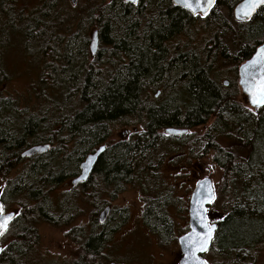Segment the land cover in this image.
<instances>
[{"label": "trees", "instance_id": "16d2710c", "mask_svg": "<svg viewBox=\"0 0 264 264\" xmlns=\"http://www.w3.org/2000/svg\"><path fill=\"white\" fill-rule=\"evenodd\" d=\"M242 1L217 0L211 13L201 19L175 7L172 0H142L137 6L122 0H77L73 7L69 0H0V35L11 41L18 26L27 18L32 21V27H22L24 49L27 53L36 49L42 61L45 55L41 82H47L53 93H65L64 105L53 103L49 110L47 103L45 109L47 115L54 111L60 118L49 119L45 114L43 121L30 112L26 120L15 117L13 100H0V110L9 117V122L6 117L0 119V179L5 180L0 197L6 210H18L0 240L2 244L11 239L3 246L0 264H30L39 241L38 224L61 227L71 223L72 217L50 216L48 193L77 177L80 162L105 144L113 130L132 124H141L144 131L109 148L81 185L83 192L95 188L97 180L116 187L130 182L131 172L143 167L165 128L208 127L201 142L205 153H217L214 161L223 173L218 200L224 216L210 254L231 260L228 264L248 258L257 263L264 251V109L258 116L244 111L236 102L238 89L230 81L226 87L213 75L220 61L221 65L236 64L238 74V68L264 44V7L250 22L234 21V26L222 13L223 8L233 12ZM204 19L215 33L209 46L190 50L189 43H174L179 36H189ZM73 29L77 35L84 34L85 45L89 31L99 32L101 50L88 65L80 64L72 52L76 35L63 49L66 33ZM229 34L232 46L224 40ZM61 51L66 52L63 57ZM160 89L167 96L161 103L151 98V92ZM42 92L39 97L48 101V91ZM73 102L81 109L64 115L63 108ZM222 138L240 148L235 149L238 154L223 149ZM47 144L52 146L47 155L22 157L27 149ZM27 162L22 175L6 182ZM93 196H98L95 191ZM162 212L157 203L148 215L153 229L168 233L170 226ZM93 222L90 238L84 227L72 230L75 242H81L80 259L74 264L102 260L109 233L96 217Z\"/></svg>", "mask_w": 264, "mask_h": 264}, {"label": "rangeland", "instance_id": "374dc122", "mask_svg": "<svg viewBox=\"0 0 264 264\" xmlns=\"http://www.w3.org/2000/svg\"><path fill=\"white\" fill-rule=\"evenodd\" d=\"M69 1L71 3L72 0ZM105 2L110 3L111 0H105ZM71 6L74 5L71 4ZM222 13L229 18L234 26L235 20L232 11L223 8ZM32 25V21L27 18L24 24L17 27L19 32H16V36L11 41L4 40L2 33L0 35V65L4 69V72L0 71V100L3 102L9 98L13 100L10 105L15 117L19 116L22 120H26L30 112L43 121L45 114L47 115L45 111L47 103H49V110L53 103L58 104V106L64 105L65 93L58 94L57 91L53 93L47 82H41L45 67L43 63L46 58L45 55L41 56L42 61L38 59L36 49L32 48L30 53L24 49L22 27H32ZM211 30L205 19L200 20L191 29L189 36H179L178 39L174 40V43L181 45L189 43L191 44L188 48L190 50L199 49L202 46L205 48L215 38V33ZM89 32L87 45L81 36L84 34L77 35L74 29L71 34L66 33L64 40L63 49L66 50V44L68 45L71 38L76 35L72 52L79 57L80 64L88 65L94 60L89 50L93 30ZM225 38L228 40L229 46H232V35L225 36L224 40ZM65 54V51H61L62 57ZM236 67V64L221 65V61L216 62L213 75L221 83L230 81L232 86L238 89L236 96L238 105L244 111L255 115L254 110L249 107L238 87ZM105 68L106 66H103V69ZM42 91H48L46 92L47 96L51 97L48 101L39 97L41 94L42 96L45 94ZM58 92L62 91L58 90ZM157 94H159L158 97ZM151 96L152 99L160 103L167 99L166 94L162 93V89L151 92ZM58 106L54 105L56 109ZM79 109L81 107H75L73 102V104H67L62 111H64V115H71ZM53 112L50 111L47 115L49 119L60 118L59 115H53ZM2 117H6L7 122H9V117L4 115L3 110H0V119ZM142 130L144 131V127L141 124L117 127L112 131L106 145L113 147L122 141L130 140L134 138V134L141 133ZM207 132L208 127H199L191 130L184 137L170 138L164 134V131H160L161 137L149 151L148 157H145L143 167L136 168L130 174V182H122L119 187L106 186L97 180L94 184L95 188H89L88 191L83 192L81 185L73 187L70 179L61 183L54 190H50L47 197L50 216L53 218L72 217V221L70 224L61 227L47 223L38 224L39 241L29 258L30 264H74L77 262L80 259L81 242H75L74 237H72L74 233L72 230L84 227L86 235H89L90 231L94 229L93 219L95 220V217L107 205L113 209L112 220L107 227L109 248L106 252L107 256L100 262L106 260L105 264L112 261L120 264H179L180 248L177 240L185 233L186 229L182 220L186 207V194L190 196L199 180L206 177L213 180L217 191V200L212 209L220 212L221 199L218 200V190L223 180V173L214 161L217 153L215 151L205 153V144L201 142V139L206 136ZM222 139L219 144L223 149L232 150L233 153L237 154L236 150H241L234 143L225 140V138ZM191 145L195 148L190 149ZM242 153L244 152L242 151ZM28 164L29 162L21 164L8 176L6 182L16 180L22 175V171ZM77 169L76 173L79 172V168ZM4 186L5 180L0 179V194ZM94 191L97 193V197H95L96 195L93 196ZM70 198L72 199L71 204H68L67 201ZM157 203L162 206V214L170 226L168 233H162L158 227L153 229L152 223L148 226L143 223L145 220H142V216L143 219L145 214L149 217L148 211ZM8 211L15 212L18 210L17 207H10ZM211 215L216 216L212 211ZM99 230H102L101 227ZM10 241L11 239H8L6 243H0V245L6 247ZM257 257L256 264H264V251ZM205 259L208 264H228L231 262L225 257H218L215 253H209ZM253 263V258L243 259L240 262V264Z\"/></svg>", "mask_w": 264, "mask_h": 264}, {"label": "water", "instance_id": "95a60500", "mask_svg": "<svg viewBox=\"0 0 264 264\" xmlns=\"http://www.w3.org/2000/svg\"><path fill=\"white\" fill-rule=\"evenodd\" d=\"M77 0H72L73 5H76ZM125 4L137 6L142 0H122ZM175 7L181 8L193 16L201 15L203 17L210 14L215 8V3H209V0H172ZM264 7V4H256L253 6V0H243L234 9V18L237 22L248 23L257 13ZM100 39L99 32L95 30L91 36L89 49L91 56L95 57L99 52ZM227 85V84H226ZM239 86L243 95L246 97L247 103L256 113L264 108V44L260 46L254 55L239 68ZM255 101V103H254ZM188 130H178L169 128L166 134L169 136H182L188 134ZM51 150L50 145L34 146L23 152V158H33L46 154ZM107 148L100 147L94 153L89 154L81 164V174L72 180L74 187L84 184L90 178L95 165L99 158L105 154ZM215 200V188L211 178L199 180L194 192L191 196L189 206V229L190 231L178 239L181 258L179 264H207L202 258L213 244V237L217 231V225H209L207 214L208 207ZM110 214V208H106L100 217V224H104ZM16 212L4 213V206L0 199V224L6 222V226L0 230L3 232L0 239L8 230L9 226L15 219ZM11 217V219H6ZM3 253V248L0 246V257ZM114 264V263H113Z\"/></svg>", "mask_w": 264, "mask_h": 264}, {"label": "flooded vegetation", "instance_id": "af4514ba", "mask_svg": "<svg viewBox=\"0 0 264 264\" xmlns=\"http://www.w3.org/2000/svg\"><path fill=\"white\" fill-rule=\"evenodd\" d=\"M229 86V85H228ZM125 141H128V140H125ZM125 141H122V142H125ZM106 153H107V151H106ZM80 167H81V164H80V166H79V172H78V174H77V176L81 173V171H80ZM131 173H133V172H131ZM181 173V172H180ZM2 194V193H1ZM1 194H0V196H1ZM191 195H192V193L190 194V196H189V194H186V207H185V209H184V214L182 215V220H183V225H184V227L186 228L185 229V233H187L188 231H189V221H190V217H189V202H190V198H191ZM107 206H109V205H107ZM107 206H105L104 208H106ZM104 208L101 210V212L97 215V217H96V219H97V221H98V224L100 225V226H102V227H104L105 225L108 227V225H109V223H110V221L112 220V214H113V209H112V207H111V213L109 214V217H108V219L106 220V222L103 224V225H101L100 224V220H99V217H100V214L102 213V211L104 210ZM8 212H10V211H8V210H6L5 209V211H4V213H8ZM212 212H213V214H216V216H212L211 215V209L209 208V211H208V221H209V223L211 224V225H213V224H217L218 225V223L223 219V214L222 213H220V212H217V210H212ZM146 213V212H145ZM16 214H18V212H16ZM17 216V215H16ZM144 219H143V216H142V220H145V221H143V223H145V225L146 226H148V225H151V220H150V217H148L147 216V214H145L144 215ZM140 220H141V218H140ZM11 226V225H10ZM9 226V227H10ZM105 226V227H106ZM101 227V228H102ZM9 229V228H8ZM7 232V231H6ZM185 233H183V235L185 234ZM4 236V235H3ZM86 237H88V238H90L89 237V235H87ZM1 240V239H0ZM108 248H109V239L107 238L106 239V241H105V244L103 245V252H102V260H103V258H105V256H107L106 255V252H107V250H108ZM180 255H181V253H180ZM101 261V260H100ZM107 261L105 260V261H103V262H96L95 264H105ZM113 263H115V264H120V263H118V262H110L109 264H113Z\"/></svg>", "mask_w": 264, "mask_h": 264}, {"label": "snow or ice", "instance_id": "6c2138e0", "mask_svg": "<svg viewBox=\"0 0 264 264\" xmlns=\"http://www.w3.org/2000/svg\"><path fill=\"white\" fill-rule=\"evenodd\" d=\"M209 3H215V0H209ZM256 4H264V0H253V6H255ZM255 103V101H254ZM6 219H11V217H8ZM6 226V222L0 224V230H2L4 227ZM3 232L0 231V235H2Z\"/></svg>", "mask_w": 264, "mask_h": 264}, {"label": "bare ground", "instance_id": "6f19581e", "mask_svg": "<svg viewBox=\"0 0 264 264\" xmlns=\"http://www.w3.org/2000/svg\"><path fill=\"white\" fill-rule=\"evenodd\" d=\"M236 132H237V131H236ZM237 133H238V132H237ZM47 145H49V144H47ZM50 146H51V145H50ZM51 149H52V146H51ZM48 152H49V151H48ZM48 152H47V153H48ZM47 153H46V154H47ZM44 155H45V154H44ZM41 156H43V155H41ZM80 171H81V167H80ZM92 173H93V172H92ZM80 174H81V173H80ZM80 174H79V175H80ZM91 175H92V174H91ZM88 180H89V179H88ZM0 199H1V197H0ZM1 201H2V200H1ZM2 204H3V203H2ZM3 206H4V205H3ZM4 211H5V208H4ZM10 212H14V211H10ZM10 212H8V213H10ZM15 212H18V211H15ZM16 215H17V214H16ZM15 218H16V216H15ZM13 221H14V220H13ZM0 246H1V245H0ZM1 247L3 248V246H1Z\"/></svg>", "mask_w": 264, "mask_h": 264}]
</instances>
